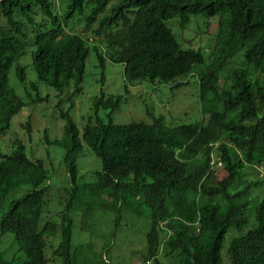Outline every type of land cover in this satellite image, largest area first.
<instances>
[{
    "label": "trees",
    "instance_id": "1",
    "mask_svg": "<svg viewBox=\"0 0 264 264\" xmlns=\"http://www.w3.org/2000/svg\"><path fill=\"white\" fill-rule=\"evenodd\" d=\"M109 1L0 0V70L24 48L29 36L26 26L33 23L41 48L34 67L36 75L41 78L42 72L48 73L61 91L74 82L80 92V43L76 36L59 34L56 28L61 18L69 20L76 14L90 18ZM117 6L118 1L114 9ZM121 9L107 16L105 28L116 29V36H120L110 42L122 43L113 57L126 61L127 77L180 88L196 71L201 81L199 101L204 119L175 127L167 126L163 117L155 118V122L114 125L107 121L120 97L106 98L102 94L95 98L85 137L93 138L97 129L116 135L126 131V137L119 161L112 157L109 141L92 146L102 166L100 172L92 171L96 175L87 183L89 188L99 196L109 190L114 178L134 175L135 184L142 190L141 203L135 209L149 212L146 248L141 253L154 258L155 264H264V196L258 202L251 196L252 190L264 186V179L247 178L248 169L264 167V0H123ZM36 15L41 18L34 21ZM170 18L178 19L181 37L174 29L165 28ZM49 22L56 25L55 29L42 35ZM214 22L218 29L213 35L209 29ZM187 30L192 40L186 38ZM205 35L210 36V45L214 43L209 52L202 44H193ZM227 70L231 71L226 77L229 83L220 88V74ZM16 76L14 85L22 86L25 75L18 71ZM2 90L0 114L10 116L7 110L16 111L21 97L9 77ZM235 110H239L238 121H228V114ZM247 121L250 123L244 124ZM76 127L68 120L66 136L57 140L66 148L71 184L60 221L44 219L49 202L44 186L49 178L47 169L21 172L18 167L12 170L0 163V245L9 233L17 244L13 254L6 243L0 247V264H98L80 258L82 245L74 246L72 239L73 214L82 212L87 217L88 212L92 217L97 211V205L88 206L84 213L75 190L80 167L67 143L77 132ZM223 135L235 149L221 146L228 175L219 181L214 174L205 175L207 159L199 161L195 156L205 144ZM183 147L180 155L188 161L176 159V149ZM17 153L26 156L24 149ZM11 160L14 165L23 161L18 156ZM115 198L124 206H134L121 195ZM118 200L115 206L101 208L113 215L114 232L121 226ZM170 207L180 216L172 217ZM93 222L89 224L92 230ZM232 231L236 233L231 235ZM56 236L60 237L57 244L53 242ZM109 247L111 242L107 241L106 253ZM161 251L164 260L158 256Z\"/></svg>",
    "mask_w": 264,
    "mask_h": 264
},
{
    "label": "clouds",
    "instance_id": "2",
    "mask_svg": "<svg viewBox=\"0 0 264 264\" xmlns=\"http://www.w3.org/2000/svg\"><path fill=\"white\" fill-rule=\"evenodd\" d=\"M118 1V6L116 9H114L115 2ZM123 0H112L109 1L105 7L102 10H99L97 13H95L92 17H87L86 15L76 14L73 18L67 20L66 18H61L59 20V25L57 31H59V34H71L76 36L77 40L80 43L81 46V60L83 63V70H82V83H83V89L78 92L75 88V83L70 82L68 83L64 90H60L59 87H57L53 80L50 78L48 73H41L43 76L39 78L35 71V62H37L38 57L41 54V48L38 47L37 44V34L39 31H36L34 28L33 23H28L26 28L28 27L29 30V36L27 42H25V46L23 49L19 50L18 54L16 56H13L10 60H7V68L4 67L0 70V91L2 90V85L6 77H9L10 79V73L11 70L14 68L13 73V83L15 79L17 78L18 71H22L25 75L26 81L24 84L17 85L14 87L16 88V93L21 97V105L16 110H7V112L10 114V116H6L5 114H0V136L4 134L12 124L13 119L18 115V117L14 121V125L17 129V132L15 134L16 138H13L12 136L5 135L2 137V140L0 141V163L8 166L10 169H15L16 167L19 168V170L22 172H25L28 169H35L39 167H44L49 172V178L45 182L44 186L47 188L48 193V199L49 202H47V211H44V219H51V220H59L61 219V213L64 210V204L66 202V197L68 195V189L70 188V179H69V173L67 172V166L65 163L66 158V148L62 145H60L57 140L61 139L64 135L66 136L65 131L62 128L61 123H58L59 130L58 132H63V135L61 138H53L51 130L45 126V120L42 114L43 110V104L45 101L51 99V97L54 95L52 90L49 87L54 88L60 96V100L58 102V106L55 109V112L60 115L61 118H63L66 123L68 120H72L73 123H76L74 119L70 115V110L73 109L76 106V103L78 102V96L84 91V82L86 77V68L88 65V72L91 75L89 79L86 80L85 87H90L94 85L96 82V76L100 73V82L102 86L105 85V80L109 77V75L113 72V65L114 63L121 64L123 66V75L126 81L125 84V92L121 94H112L107 95L104 91V88L102 87L100 89V94L96 95L94 97L97 98L101 96L102 94L105 95V97H120V101L117 102L116 107L113 108V111L111 115L108 117L107 123H112L114 125H126L130 124L134 121L127 122V123H115L113 121V116L117 110H119L123 100L124 96L129 93V91L133 88L129 87V84L131 86H135L137 83H143V81H139L136 79H129L126 75V61H120L116 60L113 55L117 53L118 50H121L122 43H116L112 42V38L115 36L114 41L118 40L120 36H116L117 30H111L105 28V22L107 19V16H109L111 13L117 10L121 9V3ZM191 17H195V15L192 13ZM41 17L36 15L34 17L35 20H39ZM92 18V19H91ZM168 21L165 22V28L168 29H174L177 34L176 36L181 37L180 35V27L176 22L178 21L177 18L173 19H167ZM175 21V22H174ZM56 25L52 22H49V24L46 26L45 31L42 32V35L47 32L48 30L54 28ZM189 33L187 30L185 36ZM1 39V37H0ZM110 40H112L110 42ZM91 52L94 53L92 57L88 60ZM26 56H28V59H26ZM30 57V59H29ZM88 61V64H87ZM208 61H211L210 59ZM51 63V60L49 62V65ZM210 64V63H209ZM208 65V64H207ZM206 65V66H207ZM231 73V71L227 70V72H221L220 78L222 79V74L225 75L224 83L221 85L220 80V88H223L228 84L229 82H226V77ZM93 79L92 82H89ZM147 83H150L148 81H145ZM194 82L197 90L199 92L200 88V77L198 76L197 72L194 71L189 74V76L186 78L185 82L186 84ZM11 83V80H10ZM33 84V85H32ZM165 84V83H163ZM171 86L172 89H175L172 87L170 83H167ZM185 84V85H186ZM157 85V84H153ZM184 86V85H183ZM93 99V101H94ZM201 109H202V120L199 122H202L204 119V113L203 108L201 105V102L199 101ZM66 106H69L68 109H66ZM54 109V108H53ZM148 114L151 116L150 122H155V118L163 117L164 123L169 127H175L179 125L184 124H191V123H183V124H168L165 120L164 113H156L151 114L148 112ZM136 121H144V120H136ZM84 122V121H83ZM82 127H79V125L76 123L77 132H73V134L69 137L71 140L67 143L71 149H73V152L77 156V162H78V155L83 151V148L86 146L87 151L92 150V146L97 143L98 141L106 140L112 143L113 149H112V157L115 159L118 158L119 153L122 151V149L125 147L124 139L126 137V131L116 135V134H108V133H102L100 129H97L95 132V135L93 138H86L85 137V126L88 123L87 120L83 123ZM65 123V125H66ZM194 123V122H193ZM92 125H95V123H91ZM64 125V127H65ZM74 128V126H73ZM225 136V135H223ZM217 138L209 143L205 144L199 152L196 154L195 159L196 160H203L207 159L208 161V174H214L216 177V180H224L226 176L228 175V172L225 168V160L222 157L223 150L221 146L223 144H226L228 147H230L232 150L235 149V146L232 142H229V139L227 136L225 138ZM48 148H56L59 152L57 156V164H48L45 162L44 158H42V153L48 149ZM26 150V156H20L17 152L20 150ZM185 147L182 149H176L175 156L176 159L179 161H188V159L184 158L182 155H180V151L184 150ZM93 153L96 155V153L93 151ZM20 157L23 161L21 163H18L17 165H14L13 159L14 157ZM96 157L100 160L99 163L96 164L94 170L97 172H100L98 170L101 169L102 166V160L101 158L96 155ZM93 161L95 158L92 156ZM119 161V158H118ZM27 163H30L31 166L28 167ZM86 164H89V162H86ZM79 164V163H78ZM63 166L66 169L67 177L65 178V182L61 185V187L56 188L52 187L50 183V171L54 169H59ZM48 167V168H47ZM264 168V167H263ZM221 169H224L226 172V175L222 178H218V173ZM93 171V162L90 163V169L84 170L82 173L79 171V178L75 184V190L81 197V208L83 207L84 213L87 212L85 209L88 206H96L97 208L95 210L100 211L101 208H105L106 206H115L116 199L115 195H121L122 197L128 198L132 201L134 206H124L122 204V200H118V214L117 217L120 218V225H122L126 219L127 212H130L132 214H136L142 222L143 227L145 229L148 227L149 223V212L148 210H143L146 214V218L142 217V211H137L135 208L139 207L136 205H139L141 203L140 197L141 195V189L135 184L134 181V175L130 174L129 176H126L125 174H121V176L114 178V180L108 185L109 190L111 194L109 195V190L105 191L104 193L100 194L99 196H96L93 188L90 189L88 184L89 182L93 181V175H96L95 173H92ZM103 172V171H102ZM104 175L107 173L103 172ZM66 191L65 200L63 201L61 197V192ZM26 191V189H25ZM87 194L84 196L83 195ZM174 199H177L174 197ZM60 200H62L63 204L60 203ZM101 204V205H99ZM171 212L173 214L172 217H179V212L175 211V208L170 207ZM81 213L82 212H77ZM42 215V216H43ZM53 215H57V219L52 218ZM91 215H88L87 217L84 216V219H90ZM74 219V225H75V218ZM182 219V218H181ZM88 221V220H87ZM89 223V222H88ZM198 225V223H197ZM90 226V225H89ZM91 228V226H90ZM91 234H94V231L91 228ZM168 236L170 233L168 232ZM58 239V242L60 241V237L56 236ZM74 238V226L72 231V239ZM55 238H53V241ZM146 240V239H145ZM6 244L7 240L4 241ZM146 248V244H145ZM162 250V247H161ZM143 250L142 252H144ZM144 256V255H143ZM161 260L165 259L164 253L161 251L158 255ZM146 257V264L154 263V258H147ZM169 260H167L168 262ZM111 261L107 260V264H110ZM113 264V263H111ZM155 264V263H154Z\"/></svg>",
    "mask_w": 264,
    "mask_h": 264
},
{
    "label": "rangeland",
    "instance_id": "3",
    "mask_svg": "<svg viewBox=\"0 0 264 264\" xmlns=\"http://www.w3.org/2000/svg\"><path fill=\"white\" fill-rule=\"evenodd\" d=\"M217 28L216 22L212 23L209 33L213 34L216 32ZM186 38L192 40V34H187ZM210 36L205 35V37H199L197 41L193 44H202L206 51H210L213 47L209 44ZM94 55L91 52L90 57ZM28 59V56H26ZM30 59V57H29ZM88 64V61H87ZM113 72L109 75L107 80H105V85L102 86L100 82V73L96 76V82L94 85L85 87L86 80L91 77L88 72V65L86 68V77L84 82V91L78 96V102L76 106L70 110V115L74 121L82 127V122L86 121L88 116L93 113V99L96 95L100 94V89L103 87L107 95L112 94H121L125 92V78L123 75V66L118 63H114ZM13 73L14 68L10 73L11 84L13 83ZM225 75L222 74L221 85H223ZM93 79L89 82H92ZM129 87L133 88L129 91L127 95L124 96V100L113 116V121L115 123H127L136 120L151 121V116L148 114L164 113L165 120L168 124H183V123H193L202 120V109L199 103V92L194 82H190L180 88L172 89L171 86L167 83L153 85L143 81V83H137L135 86ZM54 95L51 97L50 101L47 100L43 104L42 114L45 120V126L48 127L53 135V138H61L63 132L59 133L58 123H61L64 130V125L66 121L60 117L59 114L55 112V109L58 106L60 100L59 93L52 87H49ZM69 106H66L68 109ZM54 108V109H53ZM238 112L235 110L232 113L228 114V121L234 120L238 121ZM13 119L11 127L0 136V141L5 135L12 136L16 138L15 134L17 129L14 125L15 119ZM83 122V123H84ZM250 121L245 122L244 124H249ZM225 138V136H223ZM59 152L56 148H48L42 153V158L48 164H57V156ZM92 156L95 158L93 161ZM89 162V164H86ZM93 162V171L97 163L100 160L96 157L92 150L87 151V147L83 148V151L78 155V163L81 173L90 169V163ZM48 168V167H47ZM50 171V183L52 187L59 188L65 182V178L68 176L66 169L61 166L59 169ZM259 169V170H258ZM258 169H248L247 178L251 179L258 177L259 179H264V168ZM218 178H222L226 175L224 169H221L217 174ZM66 196V191L61 192V199L64 201ZM251 196L257 200L261 199L264 196V186L258 187L251 191ZM62 200L60 203L63 204ZM254 202V201H253ZM255 205V204H253ZM142 211V217L146 218L145 212ZM75 218L74 225V246L82 245L80 249V258L87 257L89 261L98 264H107V260H110L113 264H146V257L142 255V251L145 250L146 244V233L149 229L143 227L141 219L136 215L130 212H127L126 219L124 223L120 226L119 231L114 232L113 227V215L110 213H105L104 211H96L91 217L93 221L89 222L84 219V216L81 213L75 212L73 214ZM52 218L57 219V215H53ZM94 223L93 230L94 234H91L90 223ZM236 232L232 231L231 235H234ZM7 240V247L9 250H12V253L16 251L17 244L13 239L12 234H7L5 236ZM111 242L110 252L106 253L104 245L106 242ZM228 241V239H227ZM55 244L58 243V239L55 238L53 241ZM0 247H3L5 244L4 241L1 242ZM12 257V256H10ZM154 264V263H151Z\"/></svg>",
    "mask_w": 264,
    "mask_h": 264
}]
</instances>
